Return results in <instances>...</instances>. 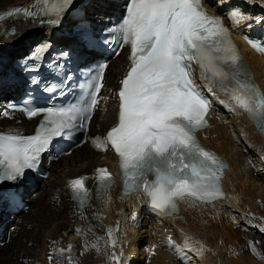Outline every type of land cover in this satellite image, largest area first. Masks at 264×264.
<instances>
[{
	"label": "snow or ice",
	"instance_id": "obj_1",
	"mask_svg": "<svg viewBox=\"0 0 264 264\" xmlns=\"http://www.w3.org/2000/svg\"><path fill=\"white\" fill-rule=\"evenodd\" d=\"M99 2L86 0L85 7L78 8V0H35L32 9L17 7L0 13V20H4L20 14L32 17L38 9L41 18L55 17L47 20L53 28L73 21L70 30L76 37L75 46L59 48L52 59L48 54L53 44L46 39L17 61L26 77L24 97L20 105L9 102L0 108V116L15 119L12 113L18 111L26 119L42 120L30 136L0 133V185L25 179L28 171L38 167L43 154L57 146L54 141L71 140L76 133L87 131L100 103L106 65L88 75L87 93L77 102L41 105L39 96L51 94L47 95L50 100L52 95H65L73 80L68 64L86 61L98 49L99 39L87 18L86 7ZM217 2L223 5L226 0ZM244 2L253 4L255 0ZM204 3L205 0H128L118 20L107 28L106 43L130 47L129 68L119 91L114 93L119 100L118 123L105 136L92 138L91 143L98 151L114 150L124 193H141L161 215L177 213V201L181 199L212 203L222 196L224 165L196 137L207 127L212 101L196 84L193 64L199 68L207 92L214 96L220 93V104L230 112L246 114L264 133V93L232 42L223 14L210 15ZM242 8V4H234L228 10V19L234 25L255 19ZM245 39L264 54V42L248 36ZM89 67L82 63L78 70ZM44 68L47 77L41 75ZM96 172L99 196V190L107 192L113 181L107 169ZM69 187L78 205L90 201L85 178L71 180ZM92 247L98 250L97 245ZM65 251L70 252L71 247L60 249V255ZM48 259L53 264L54 255L50 253ZM66 264H73L70 257Z\"/></svg>",
	"mask_w": 264,
	"mask_h": 264
},
{
	"label": "bare ground",
	"instance_id": "obj_2",
	"mask_svg": "<svg viewBox=\"0 0 264 264\" xmlns=\"http://www.w3.org/2000/svg\"><path fill=\"white\" fill-rule=\"evenodd\" d=\"M31 2L0 0V11ZM232 2L242 4L243 11L255 19L239 25H234L228 19L231 26L245 32L253 26H264V23L256 22L258 19L264 20L261 0H255L253 4H247L244 0ZM100 4L86 7L88 20L99 24L107 16L106 9L104 11ZM11 28L14 30L13 36H7ZM56 32L68 33L65 29L50 30L17 17L0 23V54H7L0 59V108H5L6 103L11 101L9 90L15 81L1 71L7 57L16 51L24 52L43 37ZM57 44H64V40H58ZM244 51L253 79L264 88V61L246 48ZM123 62L124 55H119L105 71V86L100 95V104L103 101L104 104L92 118V133L101 132L115 122V80ZM14 92H17L16 88ZM211 97L213 112L209 115L210 125L199 136L206 147L225 160V199L210 204L184 200L178 216L168 218L145 208L139 195L122 197L117 187L112 186L106 195L93 196L84 209H77L70 200L67 180L83 175L93 178L97 167L105 164L111 166L115 160L111 153L99 154L84 145L69 156L50 163L47 179L20 189L29 204L28 212L4 220H1L0 213L1 223H6L1 239L5 245L0 247V264H50V253L54 255L53 264L57 260L59 264H66L69 257L73 264H117V260L118 264H131L134 261L139 264V253L151 256V264H182L192 258L186 251L194 254L197 264H264L255 259L264 261V256H257L259 246L251 240L246 242L240 230L241 222L247 228L264 230V144L243 115L230 112L216 96L211 94ZM12 115L15 119L0 116V131L5 132L16 126L30 129L37 122L25 120L18 113ZM241 144L259 166H263L260 174L255 175V171L249 170V175L245 177L241 172L246 156L244 150L237 148ZM91 186L92 180L86 186L90 193ZM10 188L13 189V186ZM146 227L155 232V237L151 240L152 237L148 236L142 244L143 252L137 253L136 240H140L141 231ZM109 230L112 238H109ZM169 238L172 240L171 246ZM112 239L115 240L114 247ZM92 245H97L98 250ZM69 247L71 251H65L61 256L59 250Z\"/></svg>",
	"mask_w": 264,
	"mask_h": 264
},
{
	"label": "rangeland",
	"instance_id": "obj_3",
	"mask_svg": "<svg viewBox=\"0 0 264 264\" xmlns=\"http://www.w3.org/2000/svg\"><path fill=\"white\" fill-rule=\"evenodd\" d=\"M6 56H7V54L5 55V53L0 54V59L2 57H6ZM237 148L239 150L242 149V151L244 150V154L246 155L245 158H244L245 159L244 165H242L243 168L241 169V172L244 173L243 175L245 177L247 175H249V172H247L249 170L255 171V175L260 174L263 171V166H259V163H257L256 160L251 157L250 153L248 151H246L247 148H245L243 144H241ZM258 204H261V203H258ZM251 218H252V216H251ZM261 222H263V221H261ZM241 227H242V229H240V230H242L241 232L244 234V237H245L244 240L245 241L247 240L246 242H249V240L254 241L259 246V251H258L259 254H257V256H259L260 258H263L262 256H264V230L261 229V228H257V227L247 228L246 225L244 224V222H241ZM149 229H151V228L150 227H146V229H143V232L141 231L140 240L139 239L136 240V251L135 252H137V253L138 252H143L144 248H143V245L142 244L145 243V241H146V239H147L148 236H151L152 237L151 240L154 239L155 232L154 231H151ZM186 253L189 254V255H191L192 258L189 259V260H187V263H182V264H197L198 263V262H196L197 260H196V258L194 256V254H192L189 251H186ZM137 255H139L138 256V259L139 260H137V262L139 264H151V256L146 255L145 253H139ZM255 259L258 260V262H260V263H264L263 260H260L258 258H255ZM131 264H135V261L132 262ZM160 264H162V263H160ZM169 264H171V263H169Z\"/></svg>",
	"mask_w": 264,
	"mask_h": 264
}]
</instances>
